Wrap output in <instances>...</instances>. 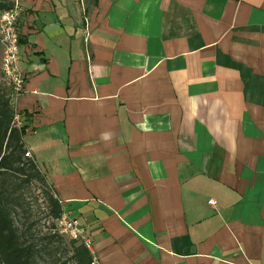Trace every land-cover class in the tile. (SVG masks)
Returning <instances> with one entry per match:
<instances>
[{
    "label": "crops",
    "instance_id": "0c3cea01",
    "mask_svg": "<svg viewBox=\"0 0 264 264\" xmlns=\"http://www.w3.org/2000/svg\"><path fill=\"white\" fill-rule=\"evenodd\" d=\"M21 4L13 108L95 264H264V0Z\"/></svg>",
    "mask_w": 264,
    "mask_h": 264
},
{
    "label": "trees",
    "instance_id": "16d2710c",
    "mask_svg": "<svg viewBox=\"0 0 264 264\" xmlns=\"http://www.w3.org/2000/svg\"><path fill=\"white\" fill-rule=\"evenodd\" d=\"M94 6L99 0H90ZM15 0H0V13L11 9ZM13 91L0 84V264H42L52 259L59 264L54 253L57 242H63L57 228V221L64 214L62 202L54 188L41 171L37 161L26 148L25 128L17 127V112L13 108ZM41 183L46 203L53 219V232L35 244L16 222L21 208V191L24 186ZM60 247V246H59ZM68 259L61 264H95V258L87 246L80 241L69 240L64 245Z\"/></svg>",
    "mask_w": 264,
    "mask_h": 264
},
{
    "label": "built area",
    "instance_id": "2783aa9c",
    "mask_svg": "<svg viewBox=\"0 0 264 264\" xmlns=\"http://www.w3.org/2000/svg\"><path fill=\"white\" fill-rule=\"evenodd\" d=\"M22 12L20 3L15 0V4L11 9L0 13V47L3 49L1 75L7 87L12 89L13 98L23 93L25 84V79L18 67L20 59L18 23ZM16 123L18 128L22 127L19 116L16 117ZM209 204L216 205L214 201H210ZM56 224L62 235L68 236L70 240L83 242L91 250V244L84 238V231L77 219L63 214Z\"/></svg>",
    "mask_w": 264,
    "mask_h": 264
},
{
    "label": "rangeland",
    "instance_id": "374dc122",
    "mask_svg": "<svg viewBox=\"0 0 264 264\" xmlns=\"http://www.w3.org/2000/svg\"><path fill=\"white\" fill-rule=\"evenodd\" d=\"M18 2L21 6V0H18ZM80 4L81 6H84L85 9L90 7L89 0H80ZM1 62L2 53L0 49V84L2 88L8 89L1 75ZM21 195L22 197L20 203L22 204V206L18 209L17 212V225L22 230H24V232H27V236L32 238L33 243L41 245L42 243H44L43 239L46 236H49V234H51L54 230V221L51 218L50 211L45 201L46 198L45 192L43 190V185L41 183H32V185L24 186L22 188ZM58 231L64 243L57 242L55 246L58 248L54 250V253L58 254L56 256V259L57 261H59V264H61L65 263L68 259L64 245L70 240V238L68 236L62 235L60 230ZM46 258L44 259L45 261H43L42 264H54L52 262V259ZM67 263L71 264L70 262Z\"/></svg>",
    "mask_w": 264,
    "mask_h": 264
}]
</instances>
